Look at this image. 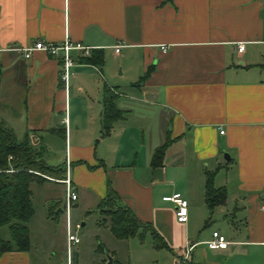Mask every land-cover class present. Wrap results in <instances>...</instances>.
Returning <instances> with one entry per match:
<instances>
[{"label": "crops", "instance_id": "obj_1", "mask_svg": "<svg viewBox=\"0 0 264 264\" xmlns=\"http://www.w3.org/2000/svg\"><path fill=\"white\" fill-rule=\"evenodd\" d=\"M66 38L89 50L73 53L65 90L60 55L24 58L21 49ZM92 55L101 64L81 61ZM108 57L119 61L120 79ZM87 76L103 80L122 113L105 136L103 88L93 89ZM77 81L85 102L71 112ZM0 119L47 164L68 160L78 194L73 218L82 228L87 223L77 212L94 211L109 185L166 246L156 248L149 232L143 241L118 240L95 222L93 250L106 256L98 264L107 256L112 264H264V0H0ZM165 142L162 166L154 168ZM206 173L225 190L224 203L212 209ZM45 182L61 187L44 204L61 203L63 186ZM172 195L187 201L186 223L163 201ZM48 206L47 226L61 218L59 207ZM214 232L226 238V249L208 248ZM50 238L43 233L47 244ZM60 238L61 247L45 253L33 245L1 253L0 264H65L63 225ZM81 245L82 237L73 264H83Z\"/></svg>", "mask_w": 264, "mask_h": 264}, {"label": "trees", "instance_id": "obj_2", "mask_svg": "<svg viewBox=\"0 0 264 264\" xmlns=\"http://www.w3.org/2000/svg\"><path fill=\"white\" fill-rule=\"evenodd\" d=\"M91 64H101V56L92 55L81 60ZM148 72L142 77L144 81ZM116 95L107 86L102 91L101 128L102 136L109 133L112 124L122 117L115 107ZM65 138L64 130L56 131ZM167 142L159 147L152 158V167L162 166ZM65 176V165H49L32 147L27 138L18 141L13 131L0 119V254L5 252H27L30 249L28 222L33 215L31 182L45 181L47 178L61 180ZM213 174L206 173L205 202L209 209L224 203L225 190L213 186ZM48 181V180H47ZM106 214L108 221H97L98 226L108 225L111 234L118 240L138 237L143 241L147 232L151 234L156 248H166L161 237L150 225L143 224L130 208L121 203L118 195L108 185L106 197L100 201L92 213ZM60 214V211L57 213ZM7 228L9 239L4 240L1 230Z\"/></svg>", "mask_w": 264, "mask_h": 264}, {"label": "rangeland", "instance_id": "obj_3", "mask_svg": "<svg viewBox=\"0 0 264 264\" xmlns=\"http://www.w3.org/2000/svg\"><path fill=\"white\" fill-rule=\"evenodd\" d=\"M108 66L111 68V71L120 79L121 77V65H119V61L112 60V57H108ZM103 70V69H102ZM104 71V70H103ZM84 77H82L83 79ZM86 81H90V85L93 89H99V91L103 88V80L99 77L94 76H87L86 79H83ZM72 82V81H71ZM85 82V81H83ZM78 83H81L80 81H77L73 84V88H71V101H72V108L71 112L78 110L80 107L83 106L85 102V97H82L77 92ZM83 85V84H82ZM86 85V84H85ZM76 89V90H75ZM73 98V99H72ZM20 127L16 128V132L19 133ZM20 136V134H18ZM16 137V136H15ZM18 138V136H17ZM20 139V138H18ZM17 139V140H18ZM19 141V140H18ZM52 154H50L51 156ZM51 160V159H50ZM60 185L53 184V183H47L45 181H37L31 183L30 190L32 191V203H33V209H34V216L32 217L28 227L31 230V238L33 239L31 241V245H33V250H38L39 248L42 249V252L45 253V251H50L49 248L53 246H59L61 247V238H60V232L62 229V219L58 218L57 220L53 222H49L48 226L45 225V220L43 218L44 208L47 210L49 208L48 204H52L53 208L59 207V211L62 208V199L61 203H58L56 199L49 201L48 204H44V199L46 197H52L57 196L60 192ZM77 218H83L85 220L86 227L82 228L79 232L80 238L82 237V250H81V260L83 264H98L99 258L106 259L105 253L102 251L95 252L93 250L94 247L98 244V239L95 237L97 235L96 230L94 228V223L100 220L108 221V216L106 214H100V212L92 213L90 215H84L83 212H77ZM47 232L50 235H53L55 238H50V243L47 244L42 237L43 233ZM58 234V237H57ZM2 238L5 240L9 239V233L7 228H3L1 230ZM160 255V254H157ZM65 262V259H64ZM107 264V263H106Z\"/></svg>", "mask_w": 264, "mask_h": 264}, {"label": "built area", "instance_id": "obj_4", "mask_svg": "<svg viewBox=\"0 0 264 264\" xmlns=\"http://www.w3.org/2000/svg\"><path fill=\"white\" fill-rule=\"evenodd\" d=\"M116 52H119L120 46H114ZM245 46L243 43L238 44L237 50L239 53L243 52ZM88 47H85L79 43H72L69 39L61 44L36 42L33 46L24 47L21 49L23 57L29 58L34 52H43L51 57L60 55L61 60V75L60 79L64 84L65 90L68 87L70 78L72 77V69L76 65V59L73 56L74 52H81L83 56L88 55ZM165 51V48H161ZM222 134L223 131H220ZM65 176L61 180H55L51 178L46 179L51 182L59 183L63 186V198L62 208L60 210V217L63 221L66 246H65V264H73L74 249L80 245L81 238L79 232L82 229V224L79 221H75L73 218V209L78 200V194L74 187V184L70 178V164L68 160L65 161ZM163 201L170 202L174 205V213L176 220L179 223L187 222V207L186 200L180 198L178 195L167 196L163 198ZM226 238L218 232L212 234V239L207 242V246L210 250L226 249L228 246ZM189 250L186 251L185 259L187 258ZM184 259V260H185Z\"/></svg>", "mask_w": 264, "mask_h": 264}, {"label": "water", "instance_id": "obj_5", "mask_svg": "<svg viewBox=\"0 0 264 264\" xmlns=\"http://www.w3.org/2000/svg\"><path fill=\"white\" fill-rule=\"evenodd\" d=\"M169 1H171V0H169ZM107 259H108L107 264H112V259L110 257H108V256H107Z\"/></svg>", "mask_w": 264, "mask_h": 264}]
</instances>
